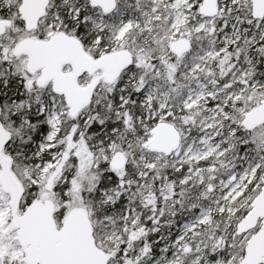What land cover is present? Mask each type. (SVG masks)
Listing matches in <instances>:
<instances>
[{"label": "snow or ice", "instance_id": "obj_1", "mask_svg": "<svg viewBox=\"0 0 264 264\" xmlns=\"http://www.w3.org/2000/svg\"><path fill=\"white\" fill-rule=\"evenodd\" d=\"M0 264H264V0H0Z\"/></svg>", "mask_w": 264, "mask_h": 264}]
</instances>
